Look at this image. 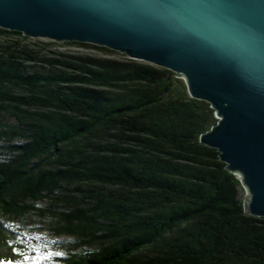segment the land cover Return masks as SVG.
<instances>
[{
    "label": "trees",
    "instance_id": "16d2710c",
    "mask_svg": "<svg viewBox=\"0 0 264 264\" xmlns=\"http://www.w3.org/2000/svg\"><path fill=\"white\" fill-rule=\"evenodd\" d=\"M28 39L0 29V219L68 239L37 258L0 220V264H264V218L200 141L207 102L170 70Z\"/></svg>",
    "mask_w": 264,
    "mask_h": 264
},
{
    "label": "water",
    "instance_id": "95a60500",
    "mask_svg": "<svg viewBox=\"0 0 264 264\" xmlns=\"http://www.w3.org/2000/svg\"><path fill=\"white\" fill-rule=\"evenodd\" d=\"M0 29L108 48L170 70L218 120V150L264 218V0H0Z\"/></svg>",
    "mask_w": 264,
    "mask_h": 264
},
{
    "label": "rangeland",
    "instance_id": "374dc122",
    "mask_svg": "<svg viewBox=\"0 0 264 264\" xmlns=\"http://www.w3.org/2000/svg\"><path fill=\"white\" fill-rule=\"evenodd\" d=\"M37 42H40V44L42 45L51 44V46L48 48H51L54 52L61 54L96 58H106V56H109L107 58L119 61H124L128 58L125 57V59L124 55L120 53H105L95 48L82 47L79 45H74L73 43H61L41 38H29L28 40H25V44H28V46L30 47ZM245 196L246 190L242 186L240 191V198L244 201ZM0 220L3 221L10 230L17 232V235L22 241V244L25 247L34 250L37 258L49 257L50 254L53 253L52 245H58L62 241L68 239V237L66 236H55L51 228L52 219L50 217L41 218L38 216V213L35 212H31V216L29 215L22 219H16L11 218L10 216H6L5 218L2 217Z\"/></svg>",
    "mask_w": 264,
    "mask_h": 264
},
{
    "label": "bare ground",
    "instance_id": "6f19581e",
    "mask_svg": "<svg viewBox=\"0 0 264 264\" xmlns=\"http://www.w3.org/2000/svg\"><path fill=\"white\" fill-rule=\"evenodd\" d=\"M24 248V247H23Z\"/></svg>",
    "mask_w": 264,
    "mask_h": 264
}]
</instances>
